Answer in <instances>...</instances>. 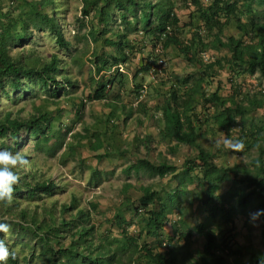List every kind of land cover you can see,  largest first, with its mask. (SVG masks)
<instances>
[{"label":"trees","instance_id":"16d2710c","mask_svg":"<svg viewBox=\"0 0 264 264\" xmlns=\"http://www.w3.org/2000/svg\"><path fill=\"white\" fill-rule=\"evenodd\" d=\"M69 1L0 0V96L25 97L36 87L59 100L61 91L74 86L70 65L82 66L83 56L89 53L86 98L104 106L96 119L84 122L83 131L72 132L71 126L62 131L61 111L53 114L46 103L35 106L27 116L12 115L1 107L0 98V149L19 151L30 162V167L14 169L20 180L14 186L13 203H0V223L10 225L11 234L17 231L33 237L36 244L21 256L0 233L15 253L7 264H32L35 259L43 264H264V250L231 243V236L224 234L229 230L223 228L247 209L264 210V122L250 115L252 108L264 106V99L252 97L249 106L243 105L235 99L239 89L235 83L227 96L219 94L217 86L210 90L222 69L234 79L254 73L264 79V0H181V4L180 0H80L79 24L75 35L67 39L62 16ZM181 8L188 10L184 21L178 13ZM230 27L236 34L228 33ZM33 32H49L67 58L59 53L48 58L27 55L24 46ZM221 50L224 56L205 59L206 52ZM169 51L182 56L197 73L159 74L158 63L165 62ZM123 67L130 70L129 81ZM145 76L151 77L148 85L143 83ZM143 90L151 97L139 101ZM128 93L134 99L129 105L123 97ZM70 100L74 116L81 120L84 99ZM209 104L211 113L201 111L209 110ZM143 119L151 130L130 138L131 130H125L129 121L143 125ZM235 127L239 134L232 138L243 140V153L254 148L257 156L246 165H220L216 136L222 132L230 139ZM68 134L73 141H66ZM30 138L33 153L45 156L64 148L62 158L77 155L82 162L81 154L87 153L99 165L107 159L132 156L123 174L141 172L173 180V185L165 181L167 185L156 189L125 183L123 193L133 190L135 202L125 195L114 213L96 224L95 201L81 205L74 193L69 202L53 199L63 192V182L35 172L34 155L23 150ZM207 140L209 146H205ZM162 143L170 153L185 147L186 158L180 166L161 151L154 155ZM99 165L90 169L89 185H99L108 174ZM189 196L200 199L195 217L204 215L193 225L200 246L192 247L190 224L183 221L182 229L175 227L163 245L159 238L165 222L180 198ZM129 210L133 214L128 218ZM260 219L264 245V215ZM133 225L135 233L129 230ZM148 237L154 243L146 241Z\"/></svg>","mask_w":264,"mask_h":264},{"label":"rangeland","instance_id":"374dc122","mask_svg":"<svg viewBox=\"0 0 264 264\" xmlns=\"http://www.w3.org/2000/svg\"><path fill=\"white\" fill-rule=\"evenodd\" d=\"M179 3L181 4V0ZM69 4V9L63 14V16L61 14V16L64 18L65 36L67 39H70L73 35H75L74 33L76 32V27L79 24V22L77 21V17H79L80 15V0H70ZM187 11L188 10L186 8L184 10H182V8L178 9V13L182 21L187 19ZM82 32L83 30L80 31V33ZM228 33L236 34V30L230 27L228 28ZM78 45L81 46L82 43H79ZM24 51L27 55H39L44 58H48L53 53L62 54L63 57L66 56V54L56 46L53 36L49 32H33L31 39L29 41H26L25 43ZM224 55V50L217 52L210 51L205 53V59L210 60L213 58L222 57ZM88 56H90L89 53H86L83 56L84 61L82 66L78 67L75 64L70 65V73L74 78V86L65 88L63 91H61L59 100H57V98L49 97L41 89H36L35 87L34 91L29 93L25 97L22 96V94L17 96L11 94L9 97L1 94V107L5 110L11 111L12 115L19 114L22 116H27L29 112L33 111L35 106L46 103L48 107L47 109L52 111L53 114L57 115L59 113L58 111H61L62 131L66 126H71L72 132L83 131V126L85 125L84 122L91 123L94 119H96V116L98 114H101V111L104 109V106L101 104L102 102L89 100L88 98H86V94L90 90V88H87V84L89 83L88 63L85 62L86 59H88ZM65 58H67V56ZM158 66L161 70L159 73L161 75L169 74L171 76H182L190 72L197 73V70L190 66L189 63L182 58V56H179L173 51H169L165 57V62L158 63ZM122 70L123 74L127 76V80L129 81L130 70L126 69L125 67H123ZM215 76L216 77L212 82V86H209L211 91L213 89H216L217 86L219 94L227 96L232 92V90L230 89L231 83H235L239 86L238 93L235 99L243 105L249 106L248 99L252 97H256L260 100L264 99V79L260 77L258 73H254L253 75L241 74L237 75L234 79V77L231 78V75H228L227 70L222 69L218 71ZM144 78V85H148V83H150L151 77L145 76ZM218 81H221V83L217 84L216 82ZM149 96L150 94H148L146 90H143L138 100H147ZM47 97L49 98L47 99ZM71 97H80L84 99V105L80 110V114L82 116L81 120L83 121L77 120L74 116L75 105H72V102L70 100ZM123 97L125 98V103H127V105H129L131 100V102L134 101L131 94L129 96L124 94ZM53 101L56 102L54 103ZM132 106L135 108L136 103H133ZM201 111H203L204 113H211L213 111V108L209 104V110H204L202 108ZM250 111V115L254 116L256 120L261 119L264 122V106L254 107ZM143 121V125L137 124L135 120L129 121L125 130H131V134L129 135L130 138L133 137L132 135L139 136L147 131L149 127L147 126L145 119H143ZM61 122H59L58 125H60ZM231 134L232 135L230 139L234 140L232 137L238 136V128H233ZM224 138L225 135L222 132L216 136V142H221V146L219 148L216 147V150L219 149L216 151H219L217 153L219 154V156L216 158V162L218 164L231 165L233 163H240L246 165L249 164L250 161L257 156V152L254 148L242 154L233 153L230 150L225 149L222 144ZM71 139L72 137L70 136V134H68L66 141H73ZM32 144V139H28L23 146V150L28 152V154L31 153L30 155H34V168L36 170L35 172H39V174L45 178L63 182V192L57 194L53 199H57L58 202H69L72 193H74L76 198L78 199V203H80L81 205L85 206L90 200L95 201L98 206L97 212L93 214V221L96 224L100 223L101 221L104 222L105 218L110 217L114 213V210L121 203L125 195L129 196L130 201L132 200L131 202H135L136 193L133 192V190H128V192L123 193L122 189L125 183H131L135 186L140 184L151 185L156 189H160L162 185H167L166 182L170 186L173 185V180L166 181L164 179H160L159 177H150L141 172L139 174L131 173L128 176L123 174L122 168L132 161V156L129 159H107L106 161L101 162L99 165V163H96L95 159L87 153L81 154L82 162L80 161V157L77 155H70L66 158H62L61 152L64 148H61L54 156H45L42 153L35 154L31 150ZM124 146H126V144H124ZM205 146H209V140L205 142ZM184 148L185 147L181 145L177 150L178 152L170 153L168 150H166L165 145L162 143L158 144V146L155 148L154 155L157 154L158 151H161V153H163L162 155L165 156L171 163L180 166L183 160L186 158L183 151ZM140 152L144 154L145 150L143 148H140ZM189 153H192V150H190ZM95 165H99L101 166V168L107 170L108 174L104 176L102 183L93 186L88 184V178L90 169ZM195 174L197 173L193 172V175ZM226 186L227 185H224L223 188L225 189ZM188 201H191V204H188ZM133 206L134 205L132 203L131 207ZM200 206V199L197 196H189L188 199L180 198V204L178 208L174 210L171 215H169V220L165 222L164 229L162 230V234L160 235L159 239L162 240L163 245H166L168 243V239L170 238V236L174 235V230L176 228L178 229V231L182 229L183 226L181 224V221H183L190 224L191 239L195 241L192 247L195 248L200 246V238L197 236L195 231H193V225L197 223L198 219H203L204 216L203 214H201L199 218L197 216L198 219L195 217L197 211L199 212ZM123 208V210L126 209L125 206ZM255 212L257 211L254 209H247L242 214L236 215L230 224L223 225V228H225L226 231L229 230L224 234L225 237L231 236V243H238L243 247L246 245H251L257 249L264 250V245L261 237V219L259 217L258 219L253 220L250 215ZM132 214L133 212L131 210L126 211V216L128 218L131 217ZM134 218L137 219L136 217ZM2 220L7 221V223H10L9 221L14 222V220H10L9 217H3ZM129 230L132 233H135L137 228L135 225H133L129 228ZM6 238L10 241L11 244L14 245L15 249L21 256H24L25 254L28 255L30 253L29 247H33L36 245L35 239L33 237L30 238L29 235H19L17 231L13 232L12 234L10 232L6 235ZM145 240L154 243V238L152 237H148ZM179 243L182 244L183 241L180 240ZM25 244H28L27 247L23 246ZM36 250H38V247ZM32 264H43V262L39 259H35L33 260Z\"/></svg>","mask_w":264,"mask_h":264},{"label":"clouds","instance_id":"9594fccd","mask_svg":"<svg viewBox=\"0 0 264 264\" xmlns=\"http://www.w3.org/2000/svg\"><path fill=\"white\" fill-rule=\"evenodd\" d=\"M223 147L233 153H243L245 151V143L243 140H232L224 138L222 141ZM221 142H216V147H220ZM30 167V162L26 156L19 151L13 153L7 149H0V203L10 206L15 197V185L19 183L20 177L14 171L17 168ZM253 220L264 215V210H258L250 214ZM10 225L0 223V233L5 235L10 233ZM9 258L15 259V253L10 251L3 239H0V264H7Z\"/></svg>","mask_w":264,"mask_h":264}]
</instances>
